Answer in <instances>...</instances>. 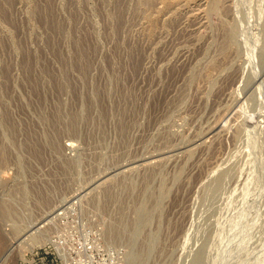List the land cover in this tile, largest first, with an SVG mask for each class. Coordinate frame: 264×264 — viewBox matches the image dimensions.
Returning a JSON list of instances; mask_svg holds the SVG:
<instances>
[{"label":"rangeland","instance_id":"rangeland-1","mask_svg":"<svg viewBox=\"0 0 264 264\" xmlns=\"http://www.w3.org/2000/svg\"><path fill=\"white\" fill-rule=\"evenodd\" d=\"M0 228V264H264V0H0Z\"/></svg>","mask_w":264,"mask_h":264},{"label":"built area","instance_id":"built-area-1","mask_svg":"<svg viewBox=\"0 0 264 264\" xmlns=\"http://www.w3.org/2000/svg\"><path fill=\"white\" fill-rule=\"evenodd\" d=\"M74 245L76 246V251L79 254H83L85 256L88 253H92V251H93V245L90 244L87 240L81 241V242H76ZM54 246H55V254L57 255L56 257H54V261L61 262L63 260V257L61 254L65 250V248H64L65 245L62 242V240L57 238L56 245H54ZM74 264H84V263L82 260H77V262ZM96 264H103V263L98 262ZM107 264H119V263L117 262V260L111 259V260H109V262H107Z\"/></svg>","mask_w":264,"mask_h":264},{"label":"bare ground","instance_id":"bare-ground-1","mask_svg":"<svg viewBox=\"0 0 264 264\" xmlns=\"http://www.w3.org/2000/svg\"><path fill=\"white\" fill-rule=\"evenodd\" d=\"M146 1V0H145ZM143 3V2H142ZM53 13V12H52ZM53 20V19H52ZM78 51V50H77ZM133 69V68H132ZM72 201V200H71ZM72 205V204H71ZM55 220V219H54ZM10 224H8V226H9ZM52 226V225H51ZM1 229V228H0ZM48 229V228H47ZM16 230V229H15ZM3 232H4V230H3ZM117 232V231H116ZM121 233V232H120ZM4 234V233H3ZM119 234V233H118ZM122 234V233H121ZM119 236V235H118ZM115 238V237H114ZM7 239V238H6ZM5 240V239H4ZM108 243V242H107ZM110 243V242H109ZM9 251V250H8ZM14 251V250H13ZM9 252H11V250L9 251ZM5 255V254H4ZM7 258V257H6ZM135 262V261H134Z\"/></svg>","mask_w":264,"mask_h":264}]
</instances>
